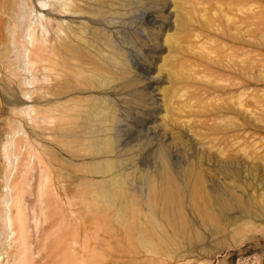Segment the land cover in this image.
I'll return each mask as SVG.
<instances>
[{
    "label": "rangeland",
    "instance_id": "rangeland-1",
    "mask_svg": "<svg viewBox=\"0 0 264 264\" xmlns=\"http://www.w3.org/2000/svg\"><path fill=\"white\" fill-rule=\"evenodd\" d=\"M189 1L101 8L95 44L121 71L101 85L34 102L0 87V264H264V0H237L235 45L174 23L233 0ZM214 51L237 55L229 76L205 71Z\"/></svg>",
    "mask_w": 264,
    "mask_h": 264
},
{
    "label": "bare ground",
    "instance_id": "bare-ground-1",
    "mask_svg": "<svg viewBox=\"0 0 264 264\" xmlns=\"http://www.w3.org/2000/svg\"><path fill=\"white\" fill-rule=\"evenodd\" d=\"M106 1L4 0L3 2L0 0V18L6 17L0 22V45L10 40L12 47L7 52L0 50V68L2 69L0 87L3 89V94L12 100L34 102L47 97L67 94V92H62L60 86L66 85L65 87L69 89L67 85L70 84V86L79 85V88H88V85L95 83L101 85L106 82L105 76L107 75L119 76L121 73L117 63L119 56L111 51L113 45L110 43L106 45L109 50L105 55L95 44L98 42L100 34L99 29L95 26L100 25L102 20L94 17L99 14L101 8H108L110 5L113 7L112 0ZM245 1L259 2V0ZM189 2L191 5L195 4V0ZM233 3L235 8L227 9L226 13L218 5L216 11H220L224 15L210 17L197 25L191 23L188 18H181L180 15L176 17L174 23L185 34L193 30L208 29L215 42L235 45L236 40L229 34L230 31L237 30V0H233ZM70 14H72L71 17ZM67 19H86L87 23L66 21ZM247 19L249 20V18ZM247 19L241 21H247ZM142 21L145 24L153 25V18L149 12L143 13ZM64 24L66 25L64 26ZM2 30H5V34ZM51 30L55 31V37L47 38L46 34ZM118 39L121 43L126 42L124 34L120 35ZM214 53L217 60L209 56L210 59L207 58L209 63L205 67V71L220 72L229 76V69L237 66V55L233 54L227 57L219 51H214ZM135 67L140 71L139 65H135ZM19 70L22 72L19 73ZM23 76L26 78L23 79ZM222 77L219 76L214 80V83H224ZM229 80L233 82L230 87H236L237 83L234 84V82L237 80V73L230 76ZM151 87L150 84H147L148 89ZM226 87L223 84H216L210 85L209 89L213 92H221ZM114 90L120 92L116 85ZM25 109V112L28 111L27 114L33 111L31 107ZM235 113L236 110H234ZM200 163L202 164V162ZM233 164L236 163L233 162ZM204 166L203 164L197 168L199 172L195 184L198 183V179L200 180L199 173L205 170ZM211 167L215 171V166ZM216 171L220 170L216 169ZM152 226L156 234L154 236L159 240L161 230L156 227L154 221H152ZM157 226L160 227L159 224ZM145 246L147 245L144 244L143 247Z\"/></svg>",
    "mask_w": 264,
    "mask_h": 264
}]
</instances>
